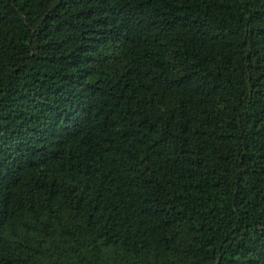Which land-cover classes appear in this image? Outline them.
Here are the masks:
<instances>
[{
    "label": "trees",
    "instance_id": "trees-1",
    "mask_svg": "<svg viewBox=\"0 0 264 264\" xmlns=\"http://www.w3.org/2000/svg\"><path fill=\"white\" fill-rule=\"evenodd\" d=\"M0 264H264V0H0Z\"/></svg>",
    "mask_w": 264,
    "mask_h": 264
}]
</instances>
